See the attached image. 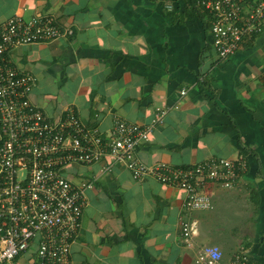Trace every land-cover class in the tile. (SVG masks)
I'll list each match as a JSON object with an SVG mask.
<instances>
[{"label":"crops","instance_id":"crops-1","mask_svg":"<svg viewBox=\"0 0 264 264\" xmlns=\"http://www.w3.org/2000/svg\"><path fill=\"white\" fill-rule=\"evenodd\" d=\"M17 13L51 14L68 28L8 51L15 66L36 77L30 98L51 117L70 107L108 133L115 118L145 124L164 109L150 138L137 145L142 161L187 166L212 155L248 158L238 184L205 183L214 206L192 211L185 189L151 174L135 178L113 154L67 165L73 183H92L69 264H192L199 245L212 244L228 258L244 240L264 263V22L222 58L211 15L187 12L185 0H0V26ZM181 216L198 219L192 246L181 234ZM17 261L37 264L36 246Z\"/></svg>","mask_w":264,"mask_h":264},{"label":"built area","instance_id":"built-area-1","mask_svg":"<svg viewBox=\"0 0 264 264\" xmlns=\"http://www.w3.org/2000/svg\"><path fill=\"white\" fill-rule=\"evenodd\" d=\"M212 17L213 45L222 58L239 49L260 31L264 0H197ZM51 14L26 19L17 13L0 26V264H18L17 256L32 245L37 264H69L72 241L78 235L86 204L85 189L64 174L73 163H91L113 154L123 160L135 178L154 175L160 181L185 189L188 211L211 209L209 181L233 187L243 177L248 158L212 155L187 166L166 161L148 163L136 154L137 145L150 138L166 110L149 123L115 118L108 133L85 124L68 108L51 117L30 98L36 77L20 70L8 56L12 46L55 39L68 32ZM187 92L186 88L181 94ZM184 242L193 245L199 234L198 219L181 216ZM218 251L217 257L214 253ZM192 264H264L242 246L230 257L209 243L199 245Z\"/></svg>","mask_w":264,"mask_h":264},{"label":"trees","instance_id":"trees-1","mask_svg":"<svg viewBox=\"0 0 264 264\" xmlns=\"http://www.w3.org/2000/svg\"><path fill=\"white\" fill-rule=\"evenodd\" d=\"M185 3H186V5H187V12H190V13H192V12L197 13V14L200 15L201 17H203V15H204L206 12L209 13L208 10H207L204 6H202V5H200V4L197 3V0H185ZM194 13H193V14H194ZM209 15H211V14H209ZM258 32H259V31L255 32V33H253V34H257Z\"/></svg>","mask_w":264,"mask_h":264},{"label":"clouds","instance_id":"clouds-1","mask_svg":"<svg viewBox=\"0 0 264 264\" xmlns=\"http://www.w3.org/2000/svg\"><path fill=\"white\" fill-rule=\"evenodd\" d=\"M214 255L218 257V256L220 255V253H219L218 251H216V252L214 253Z\"/></svg>","mask_w":264,"mask_h":264},{"label":"rangeland","instance_id":"rangeland-1","mask_svg":"<svg viewBox=\"0 0 264 264\" xmlns=\"http://www.w3.org/2000/svg\"><path fill=\"white\" fill-rule=\"evenodd\" d=\"M244 239H246V238H244ZM244 242H243L244 243L243 246H247L248 241L244 240Z\"/></svg>","mask_w":264,"mask_h":264}]
</instances>
